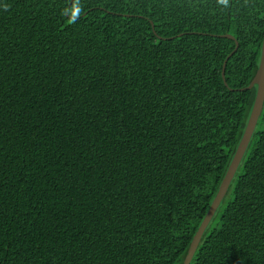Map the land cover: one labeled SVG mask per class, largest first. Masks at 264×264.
<instances>
[{"label":"trees","instance_id":"obj_1","mask_svg":"<svg viewBox=\"0 0 264 264\" xmlns=\"http://www.w3.org/2000/svg\"><path fill=\"white\" fill-rule=\"evenodd\" d=\"M263 38L264 0H0V264H182ZM190 264H264V104Z\"/></svg>","mask_w":264,"mask_h":264},{"label":"water","instance_id":"obj_2","mask_svg":"<svg viewBox=\"0 0 264 264\" xmlns=\"http://www.w3.org/2000/svg\"><path fill=\"white\" fill-rule=\"evenodd\" d=\"M225 37L234 40V38L231 35H226ZM235 43L237 42L235 41ZM223 77L224 75H222V78ZM252 88L255 89V97L253 100V104H252V108H251L248 120L246 122V126L239 140V143L237 145L233 158L227 168L225 176L219 185L218 191L215 197L213 198V201L211 202L210 207L208 208L206 212V215L204 216L195 235L193 236V239L189 245V248L187 250V253L185 255V258L182 264H190L203 232L205 231L207 225L209 224L219 204L221 203L222 199L225 197L227 193L228 187L248 148V145L255 131L257 122L261 115L263 104H264V38L261 44L260 58H259L257 70L252 80L250 81V83L245 88L240 89V90H249Z\"/></svg>","mask_w":264,"mask_h":264},{"label":"clouds","instance_id":"obj_3","mask_svg":"<svg viewBox=\"0 0 264 264\" xmlns=\"http://www.w3.org/2000/svg\"><path fill=\"white\" fill-rule=\"evenodd\" d=\"M221 3L226 4L227 0H220Z\"/></svg>","mask_w":264,"mask_h":264}]
</instances>
